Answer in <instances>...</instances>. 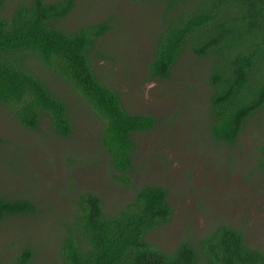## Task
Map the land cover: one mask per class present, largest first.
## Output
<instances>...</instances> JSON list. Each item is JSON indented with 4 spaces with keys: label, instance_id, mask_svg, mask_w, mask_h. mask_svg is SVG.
<instances>
[{
    "label": "trees",
    "instance_id": "1",
    "mask_svg": "<svg viewBox=\"0 0 264 264\" xmlns=\"http://www.w3.org/2000/svg\"><path fill=\"white\" fill-rule=\"evenodd\" d=\"M10 1L0 0V107L22 128L40 131L47 122L57 135L69 138L74 134L69 105L46 76L59 79L103 120L101 141L118 173L115 180L133 188L134 135L153 131L158 122L130 115L121 95L97 75L93 53L112 30L111 21L70 32L61 24L79 0H18L12 10ZM161 1L164 23L149 79H170L181 59L192 54L211 89L210 137L217 145L235 146L251 121L264 123V0ZM255 154L256 169L264 173V139ZM134 190L114 212L99 194L81 193L71 205L73 217L63 220L58 263L264 264V251L226 224L182 239L170 253L163 251L152 236L173 220L170 192L156 185ZM35 211L29 200L0 197L1 222ZM36 256L33 247L25 246L9 264H35Z\"/></svg>",
    "mask_w": 264,
    "mask_h": 264
},
{
    "label": "rangeland",
    "instance_id": "2",
    "mask_svg": "<svg viewBox=\"0 0 264 264\" xmlns=\"http://www.w3.org/2000/svg\"><path fill=\"white\" fill-rule=\"evenodd\" d=\"M16 1H10V10ZM163 7L161 0H79L61 24L72 32L111 21L112 30L93 53L97 75L121 95L130 115L158 122L153 131L134 135L133 188L115 180L118 173L101 141L103 120L59 79L46 76L69 105L74 124L69 138L47 122L40 131L22 128L0 107V197L36 207L32 214L0 221V264H9L25 246L35 249V264H59L63 220L73 217L71 205L81 193L99 194L114 212L143 185L170 192L173 220L152 236L163 251L221 224L242 230L251 247L264 251V173L255 165L263 120L251 121L235 146L217 145L207 123L211 89L192 54L181 59L170 79H149Z\"/></svg>",
    "mask_w": 264,
    "mask_h": 264
}]
</instances>
